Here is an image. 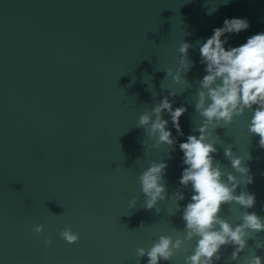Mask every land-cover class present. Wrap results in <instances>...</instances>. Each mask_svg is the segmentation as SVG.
Returning <instances> with one entry per match:
<instances>
[{"label":"water","instance_id":"1","mask_svg":"<svg viewBox=\"0 0 264 264\" xmlns=\"http://www.w3.org/2000/svg\"><path fill=\"white\" fill-rule=\"evenodd\" d=\"M234 16L250 21L230 37L237 45L264 31V0H0V264H146L137 248L161 234L183 235L182 209L171 197L183 192L182 206L191 196L190 186L179 185V142L202 120L195 110L204 75L199 44ZM182 40L191 42L192 67L181 74L187 83L177 84L166 70L175 71ZM165 96L187 107L184 135L164 112L176 143L155 146L137 118ZM249 117L246 111L213 130L214 161L226 171L240 176L226 145L251 156L244 163L254 182L237 192L254 193L253 207L233 201L219 213L233 223L245 211L264 218V148L247 131ZM154 160L167 161L166 194L146 209L138 176ZM66 225L77 241L60 236ZM261 241L264 231H253L235 260L234 246L223 245L215 264L264 257ZM193 245L185 241L159 264H184Z\"/></svg>","mask_w":264,"mask_h":264},{"label":"clouds","instance_id":"2","mask_svg":"<svg viewBox=\"0 0 264 264\" xmlns=\"http://www.w3.org/2000/svg\"><path fill=\"white\" fill-rule=\"evenodd\" d=\"M249 27L250 21L246 17H225L222 26L214 27L211 35L199 44V63L204 66V75L198 81L195 110L202 120L193 133L187 134L186 139L179 142V149L183 153L181 163L185 165L179 176V185L190 186L191 196L182 206L177 201L184 200L183 192L177 189L171 197L176 209H182L184 233L175 238L161 234L150 247L137 248L138 257H147L146 264L171 260L185 241H194V245L184 257V264H215L220 259L221 247L229 244L234 246L231 259L235 260L245 249L247 238L253 231H264V218L255 212L241 213L240 223H233L219 215L224 203L234 201L246 209L253 207L254 193L244 189L237 192L241 184L254 182L249 166L244 163L246 157L251 159L250 154L236 155L230 144L224 147V155L235 172L240 174L239 177L222 168L213 156L218 151L213 130L231 124L236 116L246 111L250 112L247 131L258 135V144L264 148V31L249 35L240 44L229 43L231 36ZM190 47L191 42L182 40L175 71L171 67L166 70L177 84L187 83L181 74L192 67L188 57ZM168 95L174 97L176 90L173 89ZM174 103L165 96L137 118V126L144 128L155 146H172L176 143V137L167 127L169 120L163 118L164 112L168 113L177 133L184 135L180 117L187 107H173ZM166 169L167 161L154 160L139 173L140 189L145 195L144 208L152 209L157 201L165 198ZM135 203V198L129 200L132 207ZM156 210L159 212V208ZM43 228V224L32 225V231L36 233H41ZM59 234L68 243L79 238L70 225L60 229ZM50 243L51 240L46 238L45 244ZM257 247H264V241L258 242ZM244 264H264V257L252 255L244 260Z\"/></svg>","mask_w":264,"mask_h":264}]
</instances>
